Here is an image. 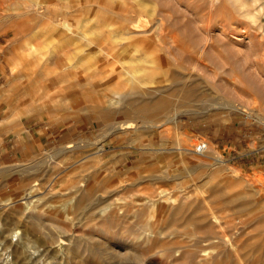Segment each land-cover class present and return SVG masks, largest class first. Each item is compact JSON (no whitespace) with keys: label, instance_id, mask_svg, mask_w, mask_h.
I'll use <instances>...</instances> for the list:
<instances>
[{"label":"rangeland","instance_id":"obj_1","mask_svg":"<svg viewBox=\"0 0 264 264\" xmlns=\"http://www.w3.org/2000/svg\"><path fill=\"white\" fill-rule=\"evenodd\" d=\"M255 115L264 0H0V264H259Z\"/></svg>","mask_w":264,"mask_h":264},{"label":"bare ground","instance_id":"obj_2","mask_svg":"<svg viewBox=\"0 0 264 264\" xmlns=\"http://www.w3.org/2000/svg\"><path fill=\"white\" fill-rule=\"evenodd\" d=\"M181 2V1H180ZM204 19V18H203ZM145 20V19H144ZM208 21V20H207ZM206 21V22H207ZM146 23V21H144ZM133 23V22H131ZM135 23V22H134ZM138 23V22H137ZM142 23V22H141ZM144 23V24H145ZM64 26L69 28V26L67 24L64 23ZM139 26V25H138ZM207 26V25H206ZM206 28V27H205ZM134 29V28H133ZM170 34V33H169ZM173 41L174 43L176 44V47L182 51H186V53L189 54V56H191L192 58L194 57V59H196V56H197V53L199 51V49L197 50V42H194L193 43V46H192V43H190L189 41H186L184 39H182L180 36L178 35H173ZM192 46V47H191ZM199 60V59H198ZM137 72V71H136ZM129 73V72H128ZM130 74L132 75L130 79L132 80H137L138 78L136 77V75H134L133 71L130 70ZM145 79V78H144ZM182 79H183V82H182V87L180 90H182V104L185 105V104H190L191 102H193V100H195V97L197 96V87L194 85V82L192 79V76H188L187 75V78H185L184 76H182ZM140 82V81H139ZM141 83V82H140ZM168 97L166 98H160V99H157V100H154V102H145L144 100H140V101H133L132 103L133 104H139V103H144L146 106H150L152 108V111H149L150 113H152L153 115H166L168 117H166L167 120H170V119H173V120H176L177 119V113H173V115H171V110L170 108L171 107H175L174 104H172L173 102L170 101V99H167ZM181 98V97H180ZM179 98V100H180ZM128 100V99H127ZM188 107V106H186ZM233 107H237V105H233ZM146 108V107H145ZM239 108V107H238ZM242 110H245L244 108H240ZM188 110V109H187ZM186 110V111H187ZM144 115V114H142ZM257 116L261 121L264 122V117H262V115H255ZM165 119V121H166ZM130 122H124L122 124H119V126L117 127V129H126V128H130L131 125ZM133 125V124H132ZM218 161H221L219 158H218ZM34 189V188H33ZM32 192V191H31ZM30 192V193H31ZM24 198V197H23ZM26 204H27V208L30 207L29 204H28V201H25ZM83 204V202H82ZM24 205V204H23ZM85 216V215H84ZM41 227V226H40ZM176 231V230H175ZM55 243L56 244V247L57 250L59 252H63V253H72L71 249H70V243L69 241L67 240V244H64L62 241L58 242L56 241ZM81 250V249H80ZM249 256V253H247V257ZM246 257V258H247ZM72 258H76L75 254L72 253ZM245 259V257H244ZM249 259V258H247ZM252 260V259H251ZM255 260V259H254ZM241 261V259H240ZM259 264H264V261L262 262H259Z\"/></svg>","mask_w":264,"mask_h":264},{"label":"built area","instance_id":"obj_3","mask_svg":"<svg viewBox=\"0 0 264 264\" xmlns=\"http://www.w3.org/2000/svg\"><path fill=\"white\" fill-rule=\"evenodd\" d=\"M208 148L207 142H199L196 146H195V150L198 153H203L205 152V150Z\"/></svg>","mask_w":264,"mask_h":264},{"label":"clouds","instance_id":"obj_4","mask_svg":"<svg viewBox=\"0 0 264 264\" xmlns=\"http://www.w3.org/2000/svg\"><path fill=\"white\" fill-rule=\"evenodd\" d=\"M243 19H245L246 22H249V23H253V24L256 23L255 18H253L251 21L247 20V17H243Z\"/></svg>","mask_w":264,"mask_h":264}]
</instances>
